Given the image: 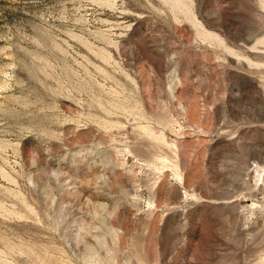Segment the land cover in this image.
I'll return each mask as SVG.
<instances>
[{
	"label": "rangeland",
	"instance_id": "1",
	"mask_svg": "<svg viewBox=\"0 0 264 264\" xmlns=\"http://www.w3.org/2000/svg\"><path fill=\"white\" fill-rule=\"evenodd\" d=\"M0 264H264V0H0Z\"/></svg>",
	"mask_w": 264,
	"mask_h": 264
}]
</instances>
